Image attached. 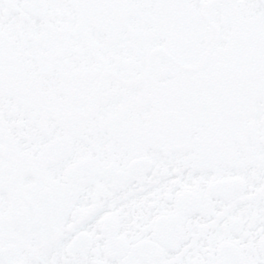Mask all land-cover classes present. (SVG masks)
Returning <instances> with one entry per match:
<instances>
[{
  "label": "snow or ice",
  "instance_id": "obj_1",
  "mask_svg": "<svg viewBox=\"0 0 264 264\" xmlns=\"http://www.w3.org/2000/svg\"><path fill=\"white\" fill-rule=\"evenodd\" d=\"M0 264H264V0H0Z\"/></svg>",
  "mask_w": 264,
  "mask_h": 264
}]
</instances>
